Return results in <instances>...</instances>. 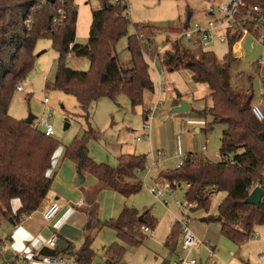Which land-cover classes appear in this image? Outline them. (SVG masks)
Here are the masks:
<instances>
[{
	"label": "trees",
	"instance_id": "trees-1",
	"mask_svg": "<svg viewBox=\"0 0 264 264\" xmlns=\"http://www.w3.org/2000/svg\"><path fill=\"white\" fill-rule=\"evenodd\" d=\"M95 1L98 5L91 10L88 41L79 45L74 43L77 18L74 0H56L53 4L40 0H0V217L11 219L13 224L40 207L51 188L46 172L59 147L34 122L27 124L8 114L16 86L33 68L38 39L50 38L57 53L54 87L72 95L87 120L91 104L101 97L115 100L119 94H124L134 107L143 104L145 93L154 92L144 54L152 56L157 52L153 38L159 29L150 24H138L133 33L127 35L130 24L127 6L110 0ZM245 2L247 5L260 4L264 12V0ZM57 8L64 13L60 21H54L60 18ZM28 16L30 22H25ZM181 28V25L169 26L165 31L177 33ZM124 35H127L131 62L127 68L118 64L114 51L115 44ZM238 39V36L228 39V51L222 59L208 50L197 56L180 41L172 42L163 56H158L157 62L163 64L166 71L187 69L193 81L205 84L210 90L212 105L208 112L213 123H226L219 148L220 161H209L189 152L180 166L161 171L158 176L165 178L171 189L185 186L184 196L192 204L191 210L201 209L208 214L213 197L221 193L206 220L218 221L223 236L242 244L250 238L255 227L264 225V196L259 205L245 203L255 186L264 190V119L259 121L252 113L253 91L243 93L230 83L229 65L234 59L232 45ZM69 54L88 58L89 69L68 68L65 62ZM205 126L212 128L211 124ZM92 138H99V133L89 127L81 138L65 146L64 157L75 163L77 172L95 176L96 191L110 189L125 197L139 192L142 183L137 173L145 169L146 155L122 154L117 166L110 167L88 155L87 143ZM14 198L20 201L16 211L11 208ZM89 203L91 207L87 213L93 217L97 207L93 199ZM138 216L136 209L125 206L117 218L99 226L111 228L121 243L135 247L141 242L134 235L140 231V226H156V219L148 215V210L142 213V221H138ZM179 232L177 223L165 240L164 245L170 252L177 244ZM93 240L94 234H85L80 248L74 252L78 263L90 264L95 257ZM120 242L106 248L105 264H120L126 253ZM2 248L0 242V254ZM55 255H59L57 250Z\"/></svg>",
	"mask_w": 264,
	"mask_h": 264
},
{
	"label": "rangeland",
	"instance_id": "rangeland-1",
	"mask_svg": "<svg viewBox=\"0 0 264 264\" xmlns=\"http://www.w3.org/2000/svg\"><path fill=\"white\" fill-rule=\"evenodd\" d=\"M224 1L125 0L130 21L127 35L132 34L134 26L138 24H150L159 29L153 38L157 52L152 56L144 54L149 65L154 92L145 93L143 97L146 96V99L141 105L133 107L124 94H119L115 100L101 97L91 104L87 120L75 98L53 85L57 53L51 39L47 37L37 40L35 55L41 54L35 57L33 68L21 81L20 85L23 90H16L9 104L8 114L19 120H25L29 113L35 115L36 118H43L49 112L51 116L48 121L54 129L50 137L61 147L69 145L75 138H81L84 131L91 127L99 133V138H92L88 141V155L98 163H104L110 167L117 166L119 151L121 152L120 148L118 151L114 147L117 140L122 143L124 149L125 145L130 146L121 154L146 155L145 169L137 173L142 189L126 197L128 201L125 206L136 209L139 214L148 210V215L156 219V227L150 228V231L145 234L139 230L135 232L134 235L141 239L138 246L129 247L123 244L126 249L123 260L127 261V264H170L177 255L184 254L180 247V232L172 252L164 244L173 225L182 218L181 209L175 201L186 202L185 186H177L166 194L168 200L166 206L149 190L152 186L157 188L155 186L157 184L161 186L169 184L165 178H159L158 174L161 171L175 168L189 152L200 154L202 158L205 157L204 159L209 161L221 160L219 148L226 123H213V118L208 112L212 105L209 88L205 84L193 81L191 72L187 69L169 72L163 64L159 65L158 62L156 66H152L150 59L156 57L158 60V56H163L165 48H168L172 42L179 41L176 33H169L165 31V28L179 26L188 15L191 23L203 24L206 19L207 6L212 3L219 5ZM74 3L77 9L74 43L85 45L89 37L91 10L98 3L95 0H74ZM262 32L264 33V28ZM127 35L122 36L114 48L117 62L123 68L131 66ZM240 41L241 54H234V59L229 65L231 86L243 93L253 91V104L258 105L264 112V45L260 38L252 34L243 36ZM190 49L197 56L201 51L208 50L213 52L218 59H222L228 51V44L216 41L211 42L205 48L190 47ZM259 61L262 62L261 66H257ZM65 63L68 68L76 71H87L90 67L88 58L77 57L74 54H69ZM176 91L179 92L178 95ZM45 97L48 99L47 103L44 102ZM161 99L163 106L156 107L153 116L148 121L143 120V113L146 109L148 107L152 109L154 104ZM180 101L186 102L189 110L180 113L173 112L172 109L178 106ZM145 123L148 124L147 128H143ZM208 124H211L212 128H206L205 125ZM38 129L42 131L41 127ZM137 137L141 139L137 140ZM152 151L162 152L161 156L156 157L154 165L151 163ZM215 203L216 200L213 197L208 214L213 212ZM208 214L201 209L188 212L189 228L205 243L193 248L188 254L189 257L195 258L197 264H258V262L264 264V238H262L264 225L254 228V231L259 233L258 236L250 237L246 242L238 244L221 234L218 221L201 220ZM147 219L150 218L147 216ZM11 229V224L6 225L4 219L0 217V236L7 238ZM104 230L115 234L110 228ZM113 241L118 242L119 240L114 238ZM97 242L99 241L96 240L94 243V250L98 258L93 264H98L103 260L105 249L109 246L106 244L103 250ZM1 244L3 247V242ZM169 254L170 258L166 260ZM0 264H5L3 252L0 254Z\"/></svg>",
	"mask_w": 264,
	"mask_h": 264
},
{
	"label": "crops",
	"instance_id": "crops-1",
	"mask_svg": "<svg viewBox=\"0 0 264 264\" xmlns=\"http://www.w3.org/2000/svg\"><path fill=\"white\" fill-rule=\"evenodd\" d=\"M240 42L239 40L233 45V56L234 54H241ZM144 99H146V96L143 97ZM149 109L148 107L146 109L147 111L143 113V120L145 121L149 120H147ZM143 136L145 137V135ZM114 147L118 151L120 148L121 152L119 151V153L122 155V151L130 146L125 145L124 149L122 143L117 140ZM64 148L59 146L53 153L51 166L46 172V175L51 179V188L47 192L40 207L28 216L23 217L17 224H13L10 220H4V223L6 225L11 224L12 228L10 234L5 238V243L2 248L3 262L5 264L12 262H15V264H23V258L30 259L51 234H55L57 238L55 252L57 250L59 256L73 258H75L74 252L80 248L84 236L87 233L94 234L92 243L93 250L96 240L99 241L97 243L102 246L103 250L106 248V244L110 245L115 243L113 241L114 238H117L115 231L113 230L115 234H111V232L104 230L108 227H100L99 225H102L110 219L117 218L127 204L128 200L126 199L128 198L110 189L96 191L97 179L89 173L83 175L84 180L80 185H76L74 181L78 175L77 166L73 161L64 157ZM221 195V193H217L215 196L216 202ZM91 199L94 200L97 207V209H94L93 217L87 213V209L91 207L89 203ZM51 202H56L59 205V211L50 221H45L42 218V211ZM19 206V199L14 198L11 200V208L13 211H16ZM262 238H264V235ZM120 244L123 245L121 242ZM94 252L95 257L90 264H93L98 258L96 257L95 250ZM106 256L105 249V257L102 261H105ZM126 262L121 258L120 264H127ZM31 264L42 263L31 260Z\"/></svg>",
	"mask_w": 264,
	"mask_h": 264
},
{
	"label": "built area",
	"instance_id": "built-area-1",
	"mask_svg": "<svg viewBox=\"0 0 264 264\" xmlns=\"http://www.w3.org/2000/svg\"><path fill=\"white\" fill-rule=\"evenodd\" d=\"M40 1L47 2L46 0ZM111 2L119 3L122 6H127L125 0H111ZM56 11L59 14L60 18H55L54 21H60L61 18L64 17V13L61 8H57ZM205 15L206 19L203 24L199 22L191 23L190 19L187 21L185 27H183V23L185 20L180 24L182 28L179 32L176 33V36L180 42L191 48H205L211 42H227L228 39L232 36H238L239 39L237 41H239L243 36L252 34L257 38H260L262 40V44L264 45V33L262 32L264 28V12L260 4L255 3L247 5L245 0H225L219 5L215 3L209 4L205 9ZM25 22H30L29 16L26 18ZM150 64L152 66H156V57L150 59ZM261 64V61L257 62V66H261ZM160 70L163 71L161 67ZM16 90L21 91V85H17ZM162 93L165 96L164 92ZM44 102H48V99L46 97L44 98ZM163 104L164 103L162 99L160 101H157L154 104L153 108L150 109L147 120L153 116L155 108L162 107ZM251 109L257 120L262 121L264 119V112L258 105L252 104ZM50 116L51 114L47 112L43 118L34 119V125L37 128L41 127L42 132L46 136H51L54 133L53 126L48 121ZM147 127V123L143 124V128ZM139 139L140 137H137V140ZM203 148L205 149V146H203ZM161 155V151H158L156 153L151 152L152 165H154L156 157H159ZM228 158L231 159V155H229ZM182 161L183 159L179 161L177 166H180L182 164ZM155 186H157V188L152 186L149 189L150 192L154 194V196L159 201L167 206L168 200L166 198V194H169L172 191L170 185L164 184L161 186L157 184ZM175 204L178 205L182 213V218L179 219L177 223L180 225V247L184 251V254L177 255L170 264H197V260L195 258L189 257L188 254L193 248H197L201 244L205 243L202 242L188 226L187 215L189 210H191L192 208V204L187 201L185 203H182L179 200L175 201ZM58 211L59 205L56 202L49 203L42 211L43 220L50 221ZM140 231L144 234L148 233L150 231V227H148L147 225H142L140 226ZM258 235L259 233L257 231H253L250 237H256ZM0 241L4 244L5 238H2L0 236ZM56 241V235L51 234L50 237L45 240L42 246H46L55 250ZM40 248L30 258L31 260L38 261L42 264H80L73 257L59 255H54L52 257L42 255L39 253ZM259 258H261V256ZM30 259L23 258L22 263L31 264ZM98 264H105V261H100Z\"/></svg>",
	"mask_w": 264,
	"mask_h": 264
},
{
	"label": "water",
	"instance_id": "water-1",
	"mask_svg": "<svg viewBox=\"0 0 264 264\" xmlns=\"http://www.w3.org/2000/svg\"><path fill=\"white\" fill-rule=\"evenodd\" d=\"M46 1L48 3L53 4L56 0H46ZM188 20H189V16L186 17V20L183 23V27L186 26V23H187ZM39 55H40V53H37L35 56L37 57ZM176 94L178 95L179 92L176 91ZM187 110H189V105L186 102H184V101H180L179 105L172 109V111L175 112V113L185 112ZM35 118H36L35 115L29 113L24 121L27 124H31L34 121ZM196 131H197V129H196ZM83 180H84V176L81 173L78 172V175H77V177L75 178V181H74L75 184L76 185H80L83 182ZM263 196H264V190L260 186H255L252 189V191L250 192L249 196L246 198L245 203L253 204V205H259L260 200H261V198ZM218 219H219V217H218ZM9 220L11 221V219H9ZM142 220H143V216L140 214L138 216V221H142ZM201 220L205 221L206 217H203ZM39 253L42 254V255L52 256L53 257L55 255V250L52 249V248L46 247V246H42L40 248V250H39ZM169 258H170V255H167L165 259L168 260Z\"/></svg>",
	"mask_w": 264,
	"mask_h": 264
}]
</instances>
